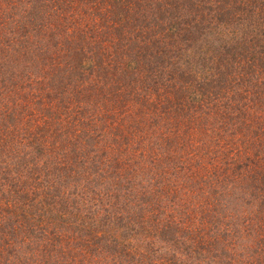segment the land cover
Returning a JSON list of instances; mask_svg holds the SVG:
<instances>
[{
  "label": "trees",
  "instance_id": "trees-1",
  "mask_svg": "<svg viewBox=\"0 0 264 264\" xmlns=\"http://www.w3.org/2000/svg\"><path fill=\"white\" fill-rule=\"evenodd\" d=\"M0 264H264V0H0Z\"/></svg>",
  "mask_w": 264,
  "mask_h": 264
}]
</instances>
